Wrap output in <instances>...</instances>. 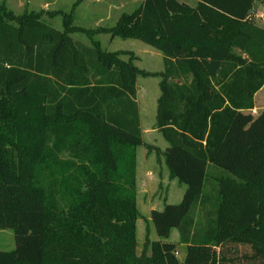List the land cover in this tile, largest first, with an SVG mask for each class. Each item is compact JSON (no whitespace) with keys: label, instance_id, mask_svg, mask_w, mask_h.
<instances>
[{"label":"trees","instance_id":"1","mask_svg":"<svg viewBox=\"0 0 264 264\" xmlns=\"http://www.w3.org/2000/svg\"><path fill=\"white\" fill-rule=\"evenodd\" d=\"M196 1L144 0L94 29L75 25L77 5L16 14L0 3V230L15 239L0 264H264L261 0ZM58 16L61 31L45 20ZM101 34L154 49L163 70L103 49ZM139 77L161 78L155 128L186 187L151 211L156 238L141 254Z\"/></svg>","mask_w":264,"mask_h":264},{"label":"rangeland","instance_id":"2","mask_svg":"<svg viewBox=\"0 0 264 264\" xmlns=\"http://www.w3.org/2000/svg\"><path fill=\"white\" fill-rule=\"evenodd\" d=\"M3 1L6 2L8 5V8L15 12L16 14H21L25 10L27 11H39L42 10L40 7L43 5V0H0V3ZM78 0H61L62 3H60L59 6H53L49 11H57L56 9L61 8L63 12H69L71 10V6L73 3L77 2ZM180 2L185 3H192L195 0H179ZM141 4V0H129L127 2V9L123 11L124 13H131L133 12L139 5ZM91 7L89 3L84 2L78 10L77 13H84L87 12L86 10ZM90 9V8H89ZM254 13H262L264 12V0H261L260 2H257L254 7ZM82 11V12H81ZM122 12V13H123ZM257 14V13H256ZM90 16V15H89ZM111 16V15H109ZM115 17V15L113 16ZM45 20L55 29L62 30V17L58 16L52 20H48L45 18ZM92 18H89L87 22L92 23ZM252 21H254L256 24H258L260 27L264 28V20L257 21V17L252 16ZM85 21H80V16L76 18L75 25L78 24H85ZM106 22V23H105ZM104 23H100L102 26L110 27L112 24H115L114 21L109 22L105 21ZM92 26V25H91ZM74 39L83 41L86 44H90V40L87 36L81 35V34H74L72 35ZM79 38V39H78ZM99 40H101L102 48L108 51H117V50H131V51H137V47L140 41L134 40V39H122L117 38L116 42L112 45L107 43L105 38L101 39L100 36L98 37ZM162 60H153L152 63H147L146 58L142 57V63L140 64L141 69L147 71H154L153 73H156L155 71H162L163 70V58ZM148 71V72H150ZM151 73V72H150ZM161 80V78L158 77H140V83H139V101H140V111L142 117L145 115L151 117V113L153 115V122H156V109H157V103L152 102V97L155 95V93H159V87L158 82ZM145 81V82H144ZM141 82L147 83L146 89L144 87H141ZM152 102V103H151ZM255 106H256V113H259L261 110L264 109V89L255 97ZM149 113H148V110ZM256 115V114H254ZM147 118V116H146ZM145 145L139 148L138 151V162H137V192H138V208L139 211L142 214L143 219H140L138 221V229H137V238H138V254H141L144 250L145 241L148 238L151 240L155 239L156 236L154 234V227L152 223L150 222V211L151 209L154 210H162L164 205L166 203L169 204H177L181 201V198L183 196V193L186 189V187L176 180H171L169 177L168 170L166 166L164 165V158L159 153L156 155H153V157H160V160L158 159L157 165L155 164V176L156 178H153V176H148V170L150 169L149 166V160L148 157L152 153L153 148H157L158 152L161 153L163 150V146L166 145V141L160 136L150 135L146 134L144 138ZM165 149V148H164ZM160 174V175H159ZM158 176L159 182L162 180L163 187H159V182L157 184ZM153 178V179H150ZM178 233L177 231H173L171 240L177 241ZM15 248V239H14V232L11 229H5L0 230V251H11ZM182 248L179 249L178 257L182 258L183 255Z\"/></svg>","mask_w":264,"mask_h":264},{"label":"crops","instance_id":"3","mask_svg":"<svg viewBox=\"0 0 264 264\" xmlns=\"http://www.w3.org/2000/svg\"><path fill=\"white\" fill-rule=\"evenodd\" d=\"M86 1L91 6V7H89L90 9L88 8L86 10L87 12L84 11V13H82V14L81 13H77L76 11L80 7V5H82ZM128 1L129 0H78L77 2L73 3L72 6H71V10H72L73 6L77 5V8L75 9L74 23L76 21V18L78 16H80V21H82V23H83V21H85L84 22L85 24H78L76 26L83 27V28L94 29V28H97V27H106V26H102L100 23H104L105 21L109 22L110 20H111V22L114 21V23L116 24V22L119 19V17L124 13L123 11H125L127 9V6H128L127 2ZM143 1L144 0H141V3ZM60 3H62L61 0H43V5L38 6V7H40L42 10L48 11L53 6H59L60 7ZM187 4L190 5L191 7H195L196 4H197V1L195 0L194 2L192 1V3H190V4L189 3H187ZM255 5H256V3H255ZM255 5H254V7H255ZM56 10H62V9L59 8V9H56ZM109 15H111V16H109ZM114 15H115V17H113ZM89 18H92V20H91L92 23L87 22L89 20ZM115 24H112L110 27L114 26ZM99 36H100L101 39L105 38L106 42L111 44V45L113 43H115L116 39H117V38H112L108 34H101ZM100 42H101V40H100ZM117 51H122V50H117ZM123 51H131V50H126L125 49ZM131 52H134L136 54V56L138 57L137 65H138L139 68H141L140 64L142 63V57L143 56L146 58V62L147 63H152L153 60H155V61L156 60H162L161 59L162 55L159 52L155 51L154 49H152V48H150L147 45H144L142 43H139L136 52L135 51H131ZM147 71H150V70H147ZM150 72H154V71H150ZM155 72H160V71L158 70V71H155ZM144 82H141V87H144L146 89V86H147L146 84L147 83H144ZM139 83H140V77L137 79L136 102L138 104L140 128L142 130V138H143V140H145L144 138H145L146 134L160 136L161 133L158 131L157 128H155L156 127L155 126L156 122H153L152 113H151V117H149L150 113H149L148 109L147 110H148L149 116L145 115V117L144 116L142 117V115H141L140 101H139V98H140L139 97V89H140L139 88ZM263 89H264V87H263ZM260 92H258L257 95ZM158 98H159V93H155V95L152 97L153 106H154V103H157ZM253 113L256 114V109L253 111ZM146 116H147V118H146ZM166 147H167V143H166V145L163 146V150L161 151V153L158 152L157 148H153L151 150L152 153L148 157L149 166H150V169L147 172L148 176H150V177L153 176V178H156L155 173H154V171L156 169L155 164L157 163L158 159L160 160V157L157 158L156 156H157L158 153L162 156V152L164 151V148H166ZM153 155H156V156L153 157ZM153 178H150V179H153ZM159 178H160V176H158L157 184L159 182ZM162 182L163 181L160 180L159 187H163ZM152 210H154V209H151V211ZM151 211H150V213H151ZM183 257H184V254L182 255V258H180V259H183Z\"/></svg>","mask_w":264,"mask_h":264},{"label":"built area","instance_id":"4","mask_svg":"<svg viewBox=\"0 0 264 264\" xmlns=\"http://www.w3.org/2000/svg\"><path fill=\"white\" fill-rule=\"evenodd\" d=\"M255 11V10H254ZM257 13V14H256ZM256 13H254L253 12V16L254 17H257V21H262V20H264V12H262V13H258V12H256Z\"/></svg>","mask_w":264,"mask_h":264}]
</instances>
